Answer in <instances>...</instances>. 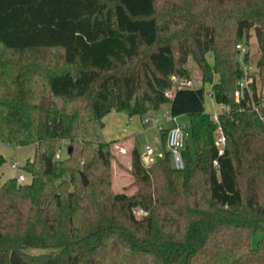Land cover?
<instances>
[{
    "label": "trees",
    "instance_id": "1",
    "mask_svg": "<svg viewBox=\"0 0 264 264\" xmlns=\"http://www.w3.org/2000/svg\"><path fill=\"white\" fill-rule=\"evenodd\" d=\"M256 28L264 77V0H0V143L34 147L21 168L30 183L0 186V264H264V243L251 244L264 224L255 75L252 96L234 98L245 77L236 45L248 47ZM190 57L200 88H183ZM205 86L226 108L218 123L205 112ZM166 105L170 118L189 120L184 169L172 168L161 130L162 157L145 165L135 145V191L113 193L117 142L105 141L103 118ZM62 141L72 151L59 160ZM33 248L49 253L24 251Z\"/></svg>",
    "mask_w": 264,
    "mask_h": 264
},
{
    "label": "rangeland",
    "instance_id": "2",
    "mask_svg": "<svg viewBox=\"0 0 264 264\" xmlns=\"http://www.w3.org/2000/svg\"><path fill=\"white\" fill-rule=\"evenodd\" d=\"M247 50L250 55V61H249L248 66H244V69L249 74L255 75L256 84L258 86V93H260L264 98V77H260L258 75V70H256V67H255L256 62L260 58V54H259L258 42H257V39L255 38L254 31L251 33V38L248 43ZM208 56L209 58L212 57L210 55ZM137 64H135V66H137ZM186 68L188 72H190V77H191L190 81L193 83L194 85L193 87L200 88L201 87V73L197 69L191 57L188 60ZM204 88H205V97H204L205 109L207 111V114L214 117L218 115V113L222 112V108L218 104L216 105V103H214L212 97L210 96L211 87L205 86ZM168 93H172V91ZM168 107H169L168 105L163 106L158 112L148 113L147 115L143 116V117L153 116V118L152 120H150L151 121L150 124L143 123L147 131L145 134H141L139 136L136 144H137L139 151L141 152H144L146 145H148L152 149L153 155L150 156V159L147 161V163L150 165L156 161L159 153H161L160 158L163 155L162 142L160 140L159 130L156 127H159L161 130H167L169 128V125L163 120L164 118H169L168 114H166ZM114 113L121 114L117 112H114ZM155 118H157L159 122H156ZM153 125L155 126V129L152 128ZM183 136H184V147H187V146L190 147L191 137L189 135L188 125L185 126L183 129ZM68 147L69 145L65 141H62L59 144L60 152L57 154L59 160H62L68 157L67 155ZM164 151L167 152L166 146H165ZM130 152L131 150L125 149L124 142H117L110 148V154L112 157L111 164H110V170H111V185H112L113 193H125V194L130 195L134 193L135 191V188L132 185L133 178L131 176V169H130V166H131V153ZM33 153H34L33 146L24 147V148H16V147L6 146L0 143V155L5 159V163L0 169V173H1L0 179L2 181H5V180H9L11 177L15 178L16 174H22L25 178V184H29L30 178L26 173L22 172L21 168L25 165V163L28 160L32 158ZM14 163L18 165L19 167L18 171L16 170L13 171L11 169V165ZM141 215L142 214L140 212L136 213L137 217H142ZM262 227H263L262 231L255 234L251 240L252 247L254 248H256L259 243H264V224L262 225ZM24 251L31 256L33 255L39 256V255H45L49 253V251L47 250L37 249V248L25 249ZM178 264H184V262L180 261Z\"/></svg>",
    "mask_w": 264,
    "mask_h": 264
},
{
    "label": "built area",
    "instance_id": "3",
    "mask_svg": "<svg viewBox=\"0 0 264 264\" xmlns=\"http://www.w3.org/2000/svg\"><path fill=\"white\" fill-rule=\"evenodd\" d=\"M236 50L237 54L239 55V62L242 66V70L245 73V77L237 83L238 89L234 93V98L235 101L238 102L244 98V94L247 93L248 97L250 98L252 96V91L250 84L252 83V78L251 74H249L247 71L244 69V63H243V58L245 54L247 53V47L243 43H238L236 45ZM193 83L191 81L185 82L183 85V88L185 87H193ZM172 93H167L166 96L170 97ZM257 90V95H259ZM211 96V95H210ZM264 101V98H263ZM249 105H253L252 102H249ZM248 105V106H249ZM222 110H226L225 107H221ZM214 121L218 123V119H216V116L213 117ZM146 123H148V120H145ZM183 127L180 125H177L176 127L172 128L170 131L167 133V142H166V148L167 151L170 152L171 154V166L177 171H182L184 169V163H183V147H184V136H183ZM216 146L218 148L219 154L223 153V148L226 143V139L224 134H222V131L220 128L217 129L216 131ZM145 155L142 156L145 165H150L147 163V161L150 159V156L153 155L152 150L149 147H145L144 149ZM11 169L13 171H18L19 167L16 163L11 165ZM15 179L19 185H24L25 184V178L22 174H16Z\"/></svg>",
    "mask_w": 264,
    "mask_h": 264
},
{
    "label": "crops",
    "instance_id": "4",
    "mask_svg": "<svg viewBox=\"0 0 264 264\" xmlns=\"http://www.w3.org/2000/svg\"><path fill=\"white\" fill-rule=\"evenodd\" d=\"M208 62L210 64L213 63V58L208 56ZM257 86V84H256ZM258 90V86H257ZM205 108V103H204ZM169 110L170 107H168V110L166 114L169 116ZM205 112L207 113L206 109ZM217 116V115H216ZM213 117V116H212ZM153 116H146V117H129L127 113L123 112L121 114H116L114 112L109 113L105 118H103L102 123L104 124L103 128V137L105 138V141L108 142H124L125 143V149L132 150L134 145L137 146V140L141 134L146 133V129L143 125V123H146L145 120H148L149 122L146 124H150V120H152ZM164 122H166L169 125V128L164 131H170L172 128L176 127L177 125L182 126L183 128L188 125V118L187 117H177V118H164ZM162 120V121H163ZM120 123H118V122ZM156 122H159L157 118H155ZM153 129H155V126H152ZM159 131L161 129L159 127H156ZM145 147H149L146 145ZM138 148V147H137ZM150 148V147H149ZM151 149V148H150ZM152 150V149H151ZM141 152V151H140ZM142 156L145 155L144 152H141ZM161 153L158 154V158H160ZM157 158V159H158ZM14 178V177H13ZM12 177L10 179H13ZM0 179V186L6 181H2Z\"/></svg>",
    "mask_w": 264,
    "mask_h": 264
},
{
    "label": "water",
    "instance_id": "5",
    "mask_svg": "<svg viewBox=\"0 0 264 264\" xmlns=\"http://www.w3.org/2000/svg\"><path fill=\"white\" fill-rule=\"evenodd\" d=\"M254 34H255V38L257 39V42H258V45L260 47L261 45V31L259 28H256L254 30ZM175 88H177V85H175ZM72 149L69 148L68 151H67V154L69 155L71 153ZM80 176H81V181H82V185L87 188L88 187V181H87V178L85 177L84 173L83 172H80Z\"/></svg>",
    "mask_w": 264,
    "mask_h": 264
}]
</instances>
